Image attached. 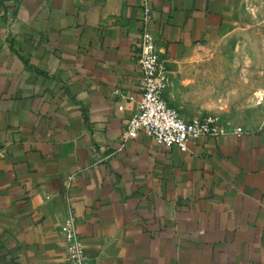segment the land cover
<instances>
[{"label":"crops","instance_id":"obj_1","mask_svg":"<svg viewBox=\"0 0 264 264\" xmlns=\"http://www.w3.org/2000/svg\"><path fill=\"white\" fill-rule=\"evenodd\" d=\"M243 1L150 0L168 70L230 34ZM143 10L0 0V264H66L70 214L89 264H264V127L186 150L123 139Z\"/></svg>","mask_w":264,"mask_h":264},{"label":"rangeland","instance_id":"obj_2","mask_svg":"<svg viewBox=\"0 0 264 264\" xmlns=\"http://www.w3.org/2000/svg\"><path fill=\"white\" fill-rule=\"evenodd\" d=\"M167 99L187 118L264 127V0H244L237 26L169 69Z\"/></svg>","mask_w":264,"mask_h":264},{"label":"built area","instance_id":"obj_3","mask_svg":"<svg viewBox=\"0 0 264 264\" xmlns=\"http://www.w3.org/2000/svg\"><path fill=\"white\" fill-rule=\"evenodd\" d=\"M150 0H144L143 29L139 40L138 65L142 75L138 110L130 117L123 133V139L137 138L142 132L154 139L158 146L178 147L186 150L190 141H197L204 136L219 137L244 133L242 126L224 124L216 118H186L171 106L165 95L169 89V70L161 59L157 38L150 32L148 23L151 18ZM119 109L124 110L123 102L134 100L120 88L114 90ZM60 233L66 241V264H89L88 256L80 234L77 219L70 214L60 226Z\"/></svg>","mask_w":264,"mask_h":264}]
</instances>
